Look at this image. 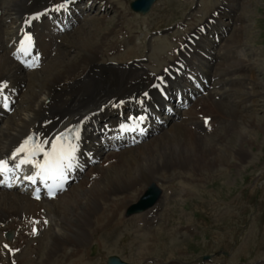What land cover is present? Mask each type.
<instances>
[{"label": "bare ground", "instance_id": "1", "mask_svg": "<svg viewBox=\"0 0 264 264\" xmlns=\"http://www.w3.org/2000/svg\"><path fill=\"white\" fill-rule=\"evenodd\" d=\"M92 1L115 10L123 7L119 0ZM233 1L221 0L210 7L204 23L184 33L183 42H177V47L170 52L163 38H158V42L153 40L151 59L156 64L149 70L138 61L128 62L138 47L127 45L123 39L120 41L123 36L118 39L120 27L96 34L90 28L97 36L95 42L85 35V28L75 35H64L66 30L60 27V17H65L64 10H72L73 16L77 15L74 2L53 11V5L63 0H0V81H7L4 96L10 104L3 111L0 99V159L10 158L30 133L36 134L40 141L47 140L45 148L65 129L79 128L81 136L77 151L79 167L70 171L77 173L79 183L70 192L67 188L46 200L32 198L28 190L19 193L0 189V264H94L86 253L92 246L103 249L108 234L98 236L100 230L113 223L120 224L119 221L115 224L118 212L140 195L145 186L171 175L183 184V192H192L194 178L204 170L226 164V153L237 161L247 157L241 131H235L236 147H224L222 151L218 148L224 134L217 129L242 116L226 94L230 90L238 93L239 102L246 108L253 95L250 61L238 55L239 29H234L229 38L224 33L228 22L234 20ZM121 12L116 16L118 23L126 19ZM36 13L43 15L34 19ZM26 20L30 22L25 24ZM66 21L68 28H73L68 17ZM25 33L33 37L34 53L27 56L18 53V59L14 53ZM63 45L76 47V57H66ZM213 47H219L220 53L214 52ZM120 48L124 51L120 52ZM57 53L59 56L54 58ZM109 57L118 63H111ZM41 63L45 67H38ZM28 64L34 66L28 67ZM239 72L243 73L240 78H234ZM22 81L26 82L25 88L20 85ZM197 86L203 91L197 90ZM179 91L186 92L182 96L185 108L166 117L164 107L176 102ZM161 112L164 120L156 126L153 121ZM140 117L143 119H137ZM207 117L210 120L205 123ZM122 124L124 128L120 127ZM142 125L150 126H145L144 137L116 144V151H105L106 133L109 136L134 134ZM259 125L264 130V120ZM89 158L92 163H86ZM113 158L115 162H110L107 168L95 165ZM27 170L31 175L30 165ZM93 175L97 177L92 180ZM90 179L91 186L87 187ZM150 210L142 213L146 217L135 220L144 224L154 220L155 213ZM146 239L138 250L140 255L149 250L150 242ZM5 244L7 258L2 250ZM23 244L29 245L23 249L26 253L14 258L9 248ZM40 244L44 249L38 261L34 257Z\"/></svg>", "mask_w": 264, "mask_h": 264}, {"label": "rangeland", "instance_id": "2", "mask_svg": "<svg viewBox=\"0 0 264 264\" xmlns=\"http://www.w3.org/2000/svg\"><path fill=\"white\" fill-rule=\"evenodd\" d=\"M131 1L119 0L123 5L120 10L91 2L90 8L80 13L84 18L79 19L64 35H75L79 29L85 28L83 30L85 35L95 42L97 36L93 35L91 29L96 30L94 32L96 34L100 30L120 27L122 30L118 39L123 36L120 41L123 39L128 43L127 45L138 47L128 62L138 61L146 69L152 70L156 64V61L151 59L153 40L158 42V38L160 40L163 38L170 52L172 48L177 47V42H183V37L188 30L197 24L204 23L210 7L221 2V0H156L146 14H140L130 9ZM84 6H87L86 0L76 5L79 7L77 9L82 7L84 9ZM233 10L234 20L228 22L224 33L225 37L229 38L234 29H239L237 33L240 35L241 43L238 46V55L250 61L252 67L249 72L252 77L250 88L253 95L250 105L246 108L242 102H239L238 93L231 90L226 92L227 100L235 103L232 107H235L242 116H238L236 122L232 120L233 123L229 122L226 125L223 123L220 127L216 125L219 127L216 129L218 133L224 134L223 143L218 147L220 151L224 147L226 149L236 147V141H238L236 132L241 131L244 135V141L241 140V143L248 153L247 157L237 161L232 155L230 157V154L226 153L228 156L226 164L204 170L194 178L192 183L195 190L192 189V192H183L181 188L183 184L178 183V178L171 175L169 178L156 181L163 191V196L156 207L150 210L153 214L155 213L154 220L144 224L135 219L146 217L145 214L124 216V211L139 199L141 193L123 210L119 212L117 210L115 224L118 221L120 224L113 223L112 226L109 225L106 229L100 230L98 236L103 237L104 234H108L103 249L98 250L92 246L87 250L89 253H86V257L94 261V264H106L107 258L111 255L117 256L128 264L145 262L152 264H264V130L259 125L264 120V0H234ZM119 12L125 16L124 22H117L116 16ZM223 20L226 22L225 19ZM129 36H131L130 42L127 39ZM63 48H65L66 57H76V47L70 48L63 45ZM165 48L166 46L164 50ZM123 51L124 49L120 52ZM213 51L220 53L221 49L213 47ZM163 53L167 54L164 51ZM56 55L54 58L59 56L58 53ZM108 59L111 63H118V60L112 57ZM42 65L45 67L44 64L38 67ZM242 74L239 72L233 77L240 78ZM20 85L25 88L26 82L22 81ZM249 121L253 122L247 124ZM167 128H164L163 132ZM206 141L209 140H204ZM110 162H115V159H104L95 165L107 168ZM219 170L222 173H219ZM94 176L90 178L93 180L97 177V175ZM91 179L87 187L91 186ZM78 183L79 181L73 184V188L68 187V192ZM145 188L146 186L143 191ZM146 237L150 242L149 250L144 252V255H140L138 250L146 242ZM26 246L24 244L19 246V249H22L18 255L22 256L26 253L23 250ZM43 249L44 247L40 244L35 260L40 261Z\"/></svg>", "mask_w": 264, "mask_h": 264}, {"label": "snow or ice", "instance_id": "3", "mask_svg": "<svg viewBox=\"0 0 264 264\" xmlns=\"http://www.w3.org/2000/svg\"><path fill=\"white\" fill-rule=\"evenodd\" d=\"M71 0H63L60 4H54L52 10L60 11L65 8ZM48 9H45L47 13ZM42 13H36L34 19L40 18ZM30 21L26 20L25 24ZM32 35L31 33H25L24 37L20 40V45L17 49V58L19 59L18 53H23L27 56L31 53L32 48ZM28 67L34 66L28 64ZM7 87V81H0V99L3 100L2 106L7 108V98L4 96V89ZM155 87H159L156 85ZM147 96V93H145ZM88 117H85L87 120ZM129 119H133L129 117ZM143 119V117L137 118ZM124 128L125 125H121ZM81 136L78 128L72 131L65 129L64 132L58 133L54 139L50 142V147L45 148L44 144L49 143L47 140L40 141L37 137L30 135L13 151L12 155L8 159H0V176H7L11 172H15L23 165H30L33 169L32 174L25 176L24 179L36 183L39 180L42 184H47L48 195L54 194L55 188L63 186V181L68 178L67 174L74 168L79 167L77 151L80 146ZM37 156H42V159H36ZM9 160L14 161L11 165ZM51 181L49 184L48 182ZM0 183H4V180L0 179ZM38 192V190H37ZM37 192L33 195L37 196ZM8 247L7 244L4 245Z\"/></svg>", "mask_w": 264, "mask_h": 264}, {"label": "water", "instance_id": "4", "mask_svg": "<svg viewBox=\"0 0 264 264\" xmlns=\"http://www.w3.org/2000/svg\"><path fill=\"white\" fill-rule=\"evenodd\" d=\"M155 0H133L130 3V7L135 12H140L142 14L148 12L151 5ZM161 195V190L154 184H151L144 194L140 197L137 203L130 206L126 212L127 215L143 211L152 205H154ZM108 264H127L120 261L117 257L111 256L108 259Z\"/></svg>", "mask_w": 264, "mask_h": 264}]
</instances>
